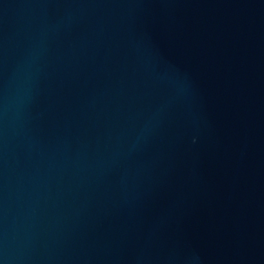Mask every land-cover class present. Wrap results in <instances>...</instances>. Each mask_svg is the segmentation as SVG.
<instances>
[{"label": "water", "instance_id": "obj_1", "mask_svg": "<svg viewBox=\"0 0 264 264\" xmlns=\"http://www.w3.org/2000/svg\"><path fill=\"white\" fill-rule=\"evenodd\" d=\"M0 264H264V0H0Z\"/></svg>", "mask_w": 264, "mask_h": 264}]
</instances>
